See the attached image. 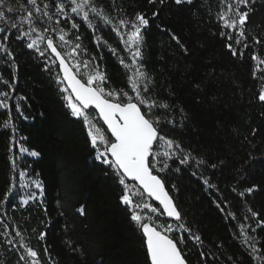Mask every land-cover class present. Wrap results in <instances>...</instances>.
Returning a JSON list of instances; mask_svg holds the SVG:
<instances>
[{
	"label": "trees",
	"instance_id": "trees-1",
	"mask_svg": "<svg viewBox=\"0 0 264 264\" xmlns=\"http://www.w3.org/2000/svg\"><path fill=\"white\" fill-rule=\"evenodd\" d=\"M44 2L47 0H38L41 7ZM96 3L117 19H133L137 13L149 19L143 33L144 70L154 77L156 97L173 106L159 110L176 120L175 127L168 125L170 135L194 158L186 165L170 161V169L161 174L187 226L204 242L203 246H194L188 241V264H258L241 242L238 224L256 226L255 220L244 219L250 216L249 207L264 219V103L257 99L260 81L253 78L257 66L251 59L253 52L264 58V0L250 2L247 9L242 6L249 11L245 30L252 45L243 57L233 56L225 46L228 41L219 34L224 30L217 20L219 0H193L180 5L174 0L163 4L160 0L155 4L148 0ZM50 11L55 12V8ZM154 12L158 13L155 17ZM15 15L18 19L23 13ZM72 15L81 25L78 32L69 22L60 26L70 32L68 38L73 43L79 34V42L87 49L82 58L96 56L110 86L124 88L126 71L117 56L107 46L97 45L93 31ZM94 23L99 26L95 35L127 57L116 34L98 20ZM0 27L6 29L0 38L12 33L8 47L13 58L0 55V78L13 87L0 82V91L10 93L8 103L16 128L13 134L11 128L2 127L8 111L0 109V199L12 183L19 184L21 170L28 174L26 182L38 179L43 186L42 196L34 186L26 190L17 187L9 204L0 209V219L10 225L9 231L19 228L24 242L40 253L42 264H50L45 247L55 264H145L142 235L119 199L121 186L110 168L94 161L82 121L66 107L63 85L57 83V76H61L58 64H51L47 54L41 57L28 49L27 39L18 40L17 30L9 29L3 21ZM252 36L262 44L254 45ZM259 68L264 69V65ZM17 105L23 115L16 111ZM21 145L40 155L20 153ZM12 160L16 162L15 171ZM197 160L204 163L197 165ZM203 179L215 187L209 188ZM253 186L256 190L250 195H239ZM26 191L37 192V199L21 206L20 196ZM217 203L227 205L224 212ZM81 205L86 207V215L76 211ZM228 212L237 219L226 218ZM40 232L46 233L44 240L38 239ZM249 233L257 237V247L264 253V230L257 228L253 233L249 229ZM7 239L0 236V264H18L22 249L17 251L8 245ZM67 241L72 242L71 247ZM200 251L205 253L203 259ZM213 257L219 259L213 261Z\"/></svg>",
	"mask_w": 264,
	"mask_h": 264
},
{
	"label": "snow or ice",
	"instance_id": "snow-or-ice-1",
	"mask_svg": "<svg viewBox=\"0 0 264 264\" xmlns=\"http://www.w3.org/2000/svg\"><path fill=\"white\" fill-rule=\"evenodd\" d=\"M148 2L155 4L156 0H148ZM164 2L165 0H160L161 4ZM174 2L177 5L191 4L193 0H174ZM250 2L254 0H219L220 11L217 13V20L224 29L219 34L228 41L225 46L233 56L243 57L244 51L252 46L248 42L249 36L245 30L249 11L242 10V6L247 9ZM53 7L55 12L50 11ZM16 13H23V15L17 19ZM72 14L79 17L93 31L97 45L107 46L109 51L117 56L126 71L124 88L116 89L110 86L106 72L96 63V56L82 58L81 54L86 55L87 49L79 42V34L75 36L76 42L73 43L68 38L70 32L60 26L62 22H69L71 29L78 32L81 25L75 21ZM152 15L155 17L158 13L154 12ZM94 20H98L116 34L119 42L124 46L123 51L128 53L127 57L122 56L118 48L108 45L102 36L95 35L99 31V26L94 23ZM0 21H3L9 29L17 30L18 40L27 39L28 49H34L41 57L47 54V59L53 65L58 63L62 76H57V83L63 85L61 91L65 93L63 98L66 101V107L73 117L82 121L86 136L94 150V161L110 168L121 186L119 199L129 210L131 221L142 235L145 264H188V252L185 250L188 241H191L194 246H203L204 242L199 234L194 233L187 226L178 204L169 194L165 177L161 174L170 169V161L186 165L194 158L190 152H186L178 140L170 135L168 125L175 127L176 120L159 110H169L173 106L167 100L156 97L154 77L144 70L143 33L149 25L146 14L137 13L133 19L126 17L117 19L99 6L96 0H68L67 3L65 0H47L42 7L38 0H24V3H19V0H0ZM0 33H6V29L0 27ZM11 34L9 32L0 38V55L7 56L9 59L13 58V53L8 47ZM172 39L183 48L178 37L173 35ZM251 40L254 45L262 44V41L255 36H252ZM251 59L257 66L254 68L253 78L260 81L257 99L264 103V69L259 68L260 65H264V58L253 52ZM12 66H15L14 60ZM257 72L261 75L257 76ZM0 82L7 84L9 88L13 87L2 78ZM0 97H2L0 109L8 111L7 119L4 120L2 127L11 128L15 134L16 128L12 123L11 107L8 103L10 93L0 91ZM16 111L23 115L19 105ZM180 112L183 113L182 108ZM19 151L32 157L40 155L39 152L29 150L22 145ZM12 163L13 171H15V160H12ZM196 163L199 165L204 161L197 160ZM212 167L216 166L212 165ZM176 171H179V168ZM196 174V172L192 173L194 176ZM27 175L25 170L19 171V184L12 183L7 188L3 198L0 199V209L9 204L17 187L26 190L34 186L39 190V195H43L41 181L34 179L26 182ZM203 183L209 188L215 187L208 179H203ZM255 190L256 186L249 187L239 195L241 197L246 193L250 195ZM36 199L37 192L26 191L20 196V204L26 206ZM225 207L227 205L221 206L217 203V208L221 212L225 211ZM76 211L80 215H86L87 210L84 205H81ZM247 212L250 216L245 215V221L255 220L256 226L239 223V236L241 242L249 248V254L258 264H264V253L257 247V237L249 233V229L253 233L257 228L264 230V219H261L260 213L253 211L251 207L247 209ZM161 217L165 219L161 220ZM227 217L237 219L232 212H228ZM0 225L4 228L0 236L8 238L6 243L17 251L22 249L18 264L20 262L42 264L40 253L24 242L23 233L19 228L12 227L9 231L10 225L3 219H0ZM45 236V232H40L38 239L44 240ZM66 243L71 247V241ZM44 253L48 255L50 264H55L51 261L48 247L44 248ZM199 255L202 259L205 257L203 251H200ZM217 259L219 258L213 257V261ZM227 259L233 260L231 256Z\"/></svg>",
	"mask_w": 264,
	"mask_h": 264
},
{
	"label": "water",
	"instance_id": "water-1",
	"mask_svg": "<svg viewBox=\"0 0 264 264\" xmlns=\"http://www.w3.org/2000/svg\"><path fill=\"white\" fill-rule=\"evenodd\" d=\"M58 64V63H57ZM61 76H62V73H61ZM106 127V126H105Z\"/></svg>",
	"mask_w": 264,
	"mask_h": 264
}]
</instances>
